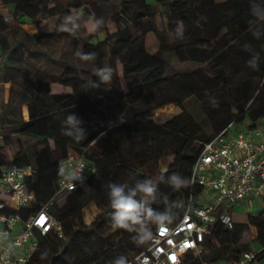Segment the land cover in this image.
<instances>
[{
  "label": "trees",
  "instance_id": "16d2710c",
  "mask_svg": "<svg viewBox=\"0 0 264 264\" xmlns=\"http://www.w3.org/2000/svg\"><path fill=\"white\" fill-rule=\"evenodd\" d=\"M264 2V0H256ZM252 0H0V82H10V100L3 104L0 126V176L11 161L32 165L33 176L27 179L35 193L33 209L50 200V191L42 172L63 162L70 150L84 154L96 171L87 181L100 195L102 211L89 224L83 220L82 191L67 193L65 203L57 199L51 212L63 225L64 236L49 232L40 236L39 248L33 259L39 264H111L119 256L130 259L146 250L144 244L134 242L136 233L119 229V238L109 248H87L89 242H105L103 226L111 216L108 185L115 183L113 174L121 171L126 183L135 179L152 178L158 184L156 201L150 203L156 211L170 210L177 222L190 203H198L201 187L191 185L192 168L204 144L219 132L232 126L256 123L264 118V28L249 24ZM109 6L106 8V6ZM71 10L81 11L78 21L90 17L103 18L104 25L94 34L78 30L75 39L85 52L97 53L94 67H111L113 81L110 90L85 89L87 80L95 79L92 69L65 58H53L56 72L40 68L25 69L28 54L37 58L44 53L38 46L42 32L30 34L24 27L29 20L43 16H65ZM113 23V29L105 19ZM167 21L170 39L161 43L158 16ZM180 27L181 33L176 29ZM153 31V32H152ZM259 31V38L252 35ZM100 33L105 36L101 37ZM148 34L146 45L145 39ZM259 54L258 68L247 64ZM174 61L191 62L194 68H176ZM18 77L21 80H17ZM59 83L69 91L53 92ZM194 97L201 105L210 131L203 129L193 113L186 108L187 99ZM176 104L181 112L163 123L157 122L155 112L167 104ZM22 105L28 110L25 119ZM79 115L88 131L83 142H76L62 134V122L67 114ZM119 123L123 131L111 144L105 139L104 148H97L91 140ZM38 146L35 153L26 146ZM128 147L127 153L121 147ZM172 155L166 170L157 166V150ZM11 149L14 153L10 154ZM176 173L185 181L179 189L170 183ZM48 181V180H46ZM30 210H23L27 217ZM247 224L257 228L251 242L261 245L254 250L256 260L264 259V207L248 214ZM156 225H150L151 230ZM210 232L197 255L187 253L181 264H218L237 262L243 253L253 251L251 242H244L220 221L209 226ZM60 242L61 248L58 247Z\"/></svg>",
  "mask_w": 264,
  "mask_h": 264
},
{
  "label": "built area",
  "instance_id": "2783aa9c",
  "mask_svg": "<svg viewBox=\"0 0 264 264\" xmlns=\"http://www.w3.org/2000/svg\"><path fill=\"white\" fill-rule=\"evenodd\" d=\"M62 164L66 171L56 193L84 186L96 171L75 150L68 152ZM34 173L32 165L11 161L0 176V264H37L33 257L40 236L53 231L64 236L63 225L51 212L54 197L33 209L36 195L27 179ZM190 184L201 187L198 203L191 196L177 222L156 225L146 250L128 264H181L185 254L201 252L210 224L218 220L229 229L236 227L231 213L235 205L249 201L252 206V200H258L264 206V118L235 131L225 128L206 142L193 165ZM23 210H30L26 218ZM255 256L254 250L247 251L237 262L218 264H252Z\"/></svg>",
  "mask_w": 264,
  "mask_h": 264
},
{
  "label": "rangeland",
  "instance_id": "374dc122",
  "mask_svg": "<svg viewBox=\"0 0 264 264\" xmlns=\"http://www.w3.org/2000/svg\"><path fill=\"white\" fill-rule=\"evenodd\" d=\"M109 6L107 5L106 8ZM0 13H3L5 17H7V13L4 12L0 8ZM81 11H74L71 10L69 14L72 15H80ZM68 15V14H67ZM64 16H52L49 18H44L43 16L36 17L32 20H29L28 23L24 26L26 30L30 34L36 33L38 30L42 32L40 39L38 40V46L39 48L44 52L39 54L37 58H34L31 54H28V59L25 62V69L28 71L31 68H40L43 69L47 72H56L58 71V67L55 64V62L51 59L53 58H65L69 61H72L75 64L82 65L84 67H88L93 69L94 65L92 62H87L83 63L78 60V58L75 57L74 53L78 50L83 51V47L81 44L78 43V41L75 39L77 36L78 31L75 34L72 33H67V32H56L54 30H49L50 27L53 24H57L60 22V20ZM105 19L108 21V26L112 30L113 29V23L109 20V15L107 14L105 16ZM87 23V24H86ZM84 23V28H80L85 31V35L87 36L88 34H94L97 32L91 30V22L87 21ZM157 25L159 32H154L157 39H158V47L150 52L153 53L159 49L161 46V43L165 40L170 39V34H168L166 30L167 26V21L164 19L162 16H158L157 18ZM153 32V31H152ZM148 34L146 35L145 39V45L147 41ZM101 37H104V33H100ZM0 43H1V36H0ZM166 58L172 63L175 64L176 68H184V67H189V68H194L196 65L191 62L187 63H181L178 61H174V58H171V55L166 56ZM17 80H21L20 77H18ZM9 83L3 84L0 83V109H2V104L3 102H8L10 97L11 90L9 89ZM53 92H61V91H66L69 90L66 86H63L59 83H55L52 85ZM186 108L190 110L193 115L195 116V119H197L200 123L203 125V129L205 131H210V126L208 125L206 118L202 112L201 105L197 99L194 97H191L187 99L186 101ZM22 109L24 112V115L27 116V108L25 105H22ZM181 112V108L177 106L176 104H167L166 106L158 109L155 112V119L159 123H163L164 121L168 120L170 117H172L175 114H178ZM232 129L235 131L236 126H232ZM123 131V127L121 124L116 123L111 125L105 132H103L101 135L94 137L91 140V144L97 148H104L105 146V139L108 138L109 142L113 144L112 139L121 133ZM4 132V128L0 126V139H1V133ZM39 147L29 145V143L26 146L27 152H31L32 154L35 153V150ZM121 151L124 153H127L128 147L122 146ZM14 153V149H11L10 154ZM157 166L162 170H166L167 163L172 160V155L166 154L164 150L158 149L157 150ZM65 168L62 164V162L59 165L52 166L46 170H44L40 177L42 180H45L46 185L49 188L50 191V198L54 197V201L57 199V203L59 206H62L65 203V199L67 196V193L63 192H58V187H57V182L58 180L65 175ZM113 177H115V183H125L127 181V176L124 175L121 171L113 174ZM48 180V181H46ZM82 191L81 194V202L84 204V207L82 209V216L83 220L86 224L91 223L97 216L98 214L102 211V208L99 206V202L101 200L99 193L91 188L88 183H86L84 186L79 188ZM256 201V204L253 203L252 206L248 205L247 202H243L242 205H235L233 207V212H234V221L236 222V233L240 237V239L246 240L247 242H251V235H249V232L246 231L247 228V218L249 213H256L260 211L264 206L260 203H258V200H252ZM110 218H107L106 221L104 222L103 226V235L105 237V242H96L92 241L89 242L87 248L91 251H93L95 248L103 249L109 248L112 244L115 243V241L119 238V229H113L111 227L110 223ZM58 247L61 248V244L59 241H57ZM255 250V249H253ZM41 264V263H39Z\"/></svg>",
  "mask_w": 264,
  "mask_h": 264
},
{
  "label": "clouds",
  "instance_id": "9594fccd",
  "mask_svg": "<svg viewBox=\"0 0 264 264\" xmlns=\"http://www.w3.org/2000/svg\"><path fill=\"white\" fill-rule=\"evenodd\" d=\"M250 13L255 19L250 20L249 24L257 23L264 28V2L252 0ZM89 19L92 31L99 30L105 23L102 17H90ZM79 20H81L79 16L68 14L59 23L53 24L49 30L75 34L82 26L78 23ZM181 31L180 27L176 29L177 34L181 33ZM252 35L259 38L260 32L253 31ZM74 55L80 62L87 63L94 61L97 53L78 50ZM258 61L259 54L257 53L247 64L250 68L256 70ZM92 72L95 79L87 80L82 87L93 90H110L113 81V69L108 66L94 67ZM83 124L84 121L79 115L70 112L62 122L61 132L76 142H83L88 136V131L82 127ZM170 183L175 189H179L185 181L179 180L177 174L173 173ZM108 188L109 206L112 209L111 227L114 230L123 229L129 233H136L133 240L138 244L147 243L152 239L153 233L150 225L164 226L171 223L175 218V214L170 210L161 212L149 206L150 203L156 201L158 192V184L152 178L135 179L132 185L126 182L110 183ZM111 264H128V260L126 256L121 255L112 261Z\"/></svg>",
  "mask_w": 264,
  "mask_h": 264
},
{
  "label": "crops",
  "instance_id": "0c3cea01",
  "mask_svg": "<svg viewBox=\"0 0 264 264\" xmlns=\"http://www.w3.org/2000/svg\"><path fill=\"white\" fill-rule=\"evenodd\" d=\"M173 56L171 55V58H172ZM171 61V60H170ZM1 83V82H0ZM6 83H9L10 85H11V83L10 82H6ZM6 83H4V84H6ZM10 85H9V89H10ZM64 86V85H63ZM67 87V86H66ZM67 88H69V87H67ZM66 91H69V90H66ZM9 97H10V95H9ZM10 100V99H9ZM9 102V101H8ZM8 102H3V104H5V103H8ZM3 104H2V107H3ZM27 108V107H26ZM1 110L2 109H0V112H1ZM22 112H23V109H22ZM23 116H24V118L25 119H27L28 118V110H27V116H25L24 115V112H23ZM245 202H247L248 203V205H250V203L251 202H249V201H245ZM255 204H256V201L254 202ZM259 203V202H258ZM243 204V203H242ZM242 204H240V205H242ZM239 206V205H238ZM231 213H232V216H233V219H234V217H235V215H234V212H233V208H232V210H231ZM235 222V221H234ZM235 224H236V222H235ZM246 231H248L249 232V235H251V239H252V241L254 240V239H256V236H257V228L255 227V226H253V225H248L247 224V228H246ZM242 241H244V242H247V239L246 240H243V239H241ZM252 243V246H253V249H255V250H260L262 247H261V245L259 244V243H257V242H251ZM252 264H264V259L263 260H255V262H253Z\"/></svg>",
  "mask_w": 264,
  "mask_h": 264
}]
</instances>
